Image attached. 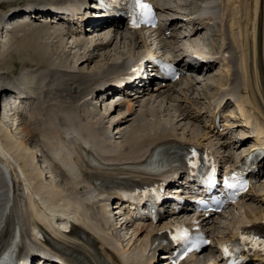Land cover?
<instances>
[{"label":"bare ground","instance_id":"6f19581e","mask_svg":"<svg viewBox=\"0 0 264 264\" xmlns=\"http://www.w3.org/2000/svg\"><path fill=\"white\" fill-rule=\"evenodd\" d=\"M17 1L20 0H0V46H2V44L4 45L6 41L9 40V35L13 32L24 31L25 33L22 39L19 40L17 38L18 41L2 54L3 63H5L7 67H9V64L12 65V60L15 58L18 62V68L10 72V70L5 67V64L0 67V92H5V90L11 86L12 80L8 78L10 75H13V73L16 74L18 70H21L22 72V70L24 71L27 68L35 67L45 68L46 70V72L42 73L38 78V84L34 86L33 91H26L23 89L26 94L29 95V98L21 103H30L28 119L25 121L26 124L30 126H26L22 130L24 134L30 137L28 143L14 138L13 132L9 128L10 125L7 124V119H4L5 115L3 114V117L2 115L0 116V142H2L9 149V151H6L8 154H5L0 149V156L4 158L3 164L7 169H9V171L13 167L9 159L20 165L19 167L21 170L19 176L23 181V193L21 196L17 194L16 197L20 198L19 204L22 205L20 208H23L24 216L23 221L21 218H18L17 222L19 224L25 222L26 229L36 227L41 234H43L42 227L38 224L40 223L44 228L49 231L51 230L54 234L63 236L59 227L65 230L66 226H64V223H62V225H55V216L64 215L67 218L72 216L75 221H79L89 232H91L90 235L85 234L88 240L92 242L96 241V239L101 241V244H99L100 253L97 250H90L87 248V245L74 242L71 239H68L65 242L64 248L71 255L76 258H80L83 264H109L108 261L117 262L116 258L104 248L105 243H110L116 253L122 256V262H117V264H128L129 261L139 264V259L142 258L140 252L141 247L143 246V240L141 242V246L133 252H129V249L127 248L120 247L109 233L104 232L93 222L87 213L85 209V200L88 199L87 195L84 200V197L81 198L78 195L77 189L75 190L76 193L69 194L66 193V191H64L58 184L53 185L52 183H48L54 187L47 184V177L44 175L45 170L41 167V164L40 167L43 170L41 168L39 169V165H37L39 161L35 157L36 152L35 150L33 151V147L31 146V138H33L34 135L32 130H38L39 126L45 127L43 132V142L45 144V148L47 149L49 156L51 155L55 160H57V162L64 168L66 174L70 175L69 180L73 182V185L77 184L78 178L76 177L77 175L73 169V163H76V160L75 162H72L71 156L73 155L76 158L79 157V154H76L72 148L74 140L81 141L90 146L95 154L101 158V160H104L103 157L100 156L101 154L109 153L116 155L115 158L117 162L129 161L133 164H137L139 163V160H141V155L145 147L155 146L157 148L164 149V147L171 145L172 142L164 141L162 138H168L171 135H168L167 130L162 129L161 133L157 136L142 137L139 136V131H137V129L131 128L132 130L127 133L128 136L125 139L126 141L124 140L126 145L127 143L131 144V148H128L127 151L119 150L120 152H118L116 151L118 148L116 149L111 145L103 143L99 139L97 130L95 129V125L100 124L99 116H95L93 110H89L88 108L77 107L71 104L69 107L64 106L61 100L65 97L61 96V92L64 91L66 93V90L60 87L59 78L57 80V78H52L50 75V72L55 70L53 68H58L59 66H53L50 64L51 62L48 63L51 59L49 58L48 60V57H50L52 51H50V45L47 41L45 42V39L51 38L58 41L61 46L64 43L62 41L63 37L70 36L67 32L76 34L73 29L76 27L79 28L78 25L64 21H58L53 24L50 22L52 19L50 14L41 13H34L32 15L27 14L31 17L29 20L17 21V18L24 17L25 14H22L24 7H27L33 2H40L42 0H27V2L21 3V6H17L4 13L3 10L7 5ZM201 1L203 0H191V4L193 5ZM184 5L188 6L189 3H185ZM225 9H229L231 14L226 20L224 27V43L219 46V50L216 51V53L220 57L222 56L221 51H227V53H230L229 55H231V57L228 58V60L224 56H222V58L225 66L227 67V73L231 74L229 80L231 78L232 80L230 82V86H226L230 90L226 91V87H224L222 92L217 96L209 98V100H213L209 108L213 109V106L219 107L225 97L232 99L236 108L235 115H233L234 118H240V124L255 130L253 134L255 137V143L257 147L264 148V0H226ZM171 10L172 8H169V11ZM187 10L189 11L190 8ZM41 20H45V22L39 27H36V25L33 24ZM5 22H11V24L9 23L11 28L6 33L2 30ZM188 24L190 26H197L198 29L191 35L182 33L181 36L176 39V42L178 43L187 40L191 45H195L199 40L203 46H210L206 42V38L211 39L213 36V33H211L213 32L211 27H209L208 24L195 19ZM105 26L106 25L98 26L95 24L92 32L93 35L102 34L106 30V28H104ZM84 34V37H88V35H86V31ZM114 36H116L117 40L120 39L119 36ZM91 39L89 42L86 41L87 45L91 42ZM123 40L124 45L128 44L125 38H123ZM93 42H91V45L94 44ZM136 45H138V43L133 41L132 46H130L131 51L136 48ZM110 46L111 45H100V47L96 48V45L93 51H95V48L99 50L103 48L106 49ZM210 50H212L211 47ZM233 51H236L238 55L237 57L234 56ZM104 57L107 56L105 55ZM81 59L82 63L80 64V67L82 66V68H87L96 61L97 57L84 55ZM213 66L214 62L208 64L204 69L194 67L193 71L199 77L206 76L212 74ZM232 67L234 68V71L231 73ZM29 76L30 75L28 74V76L23 77L26 84H30ZM49 81H51V84L54 85V87H50L51 89L48 88L47 85ZM55 82L56 84H54ZM42 87L43 92H41V94L43 96V101L49 103L57 100L58 105H56V109H53L52 106H49V104L44 108L35 106L37 104H35L34 101L39 98V93ZM165 90L167 91V88ZM162 93L168 95V98L177 94L175 90H169V92L162 91ZM182 99H184V101H188L186 103L190 104L189 106L193 110L194 114L189 113L188 110L180 111L181 109L178 107L177 110L180 114V118L182 117L183 120H186V118L189 119L193 114V119H196L199 116V107L196 103L199 101L192 99L190 103L189 99H186L185 96L182 97ZM53 107H55V105H53ZM94 108L95 107L92 109ZM126 111L129 113L114 119V121L117 122H112L114 123L113 130L117 129V134L120 136L123 134L121 125L131 121L129 120L130 115L135 114L133 107L128 106ZM183 112H185L184 114L186 115H184ZM119 114H122L121 111H119ZM19 117L20 115L13 116V120H18L17 118ZM89 118L94 119V123H82L83 119L89 120ZM237 121L239 122V120ZM63 134L67 137L68 135H72L73 139L65 142V140L62 139ZM246 135V133H241V137ZM204 136H206L205 133L203 134V137ZM51 140H54V142L51 143ZM56 144H60L62 146L61 151L63 150V152L58 150L57 152L52 151L56 149ZM53 145L54 149H50L53 148ZM114 169L121 172L125 170L126 167H114ZM132 169L141 173V169L138 167H133ZM92 170V176L99 181L108 182L114 180L112 172L101 165L92 164ZM47 173L50 174L51 179L59 178L61 181H64V179L66 180V178L61 174L54 175L51 171ZM15 185L16 190L19 191V185L17 182ZM248 207L252 206L249 205ZM5 210L6 208H0V254L5 250L9 241H11L12 232L14 230V226L16 225L12 216L13 211L14 213H18L16 210L12 211L11 209H9V212L6 213ZM77 213L81 215V220H78ZM101 215L105 226H108L111 221V214L103 213L102 211ZM252 217L254 218L253 220H256L255 218H264V216L256 214L252 215ZM72 229L78 230L76 227H72ZM92 234L95 236V239L92 237ZM141 236L142 234H140L138 238L141 239ZM149 236L150 233L146 234L145 238H148Z\"/></svg>","mask_w":264,"mask_h":264},{"label":"rangeland","instance_id":"374dc122","mask_svg":"<svg viewBox=\"0 0 264 264\" xmlns=\"http://www.w3.org/2000/svg\"><path fill=\"white\" fill-rule=\"evenodd\" d=\"M183 1L185 2V1H191V0H183ZM25 2H27V0H20L17 2L10 3L9 5H7L5 7V9L3 11H4V13H6L9 10H11L17 6H21V3H25ZM223 3H224V9H225L226 8V0ZM194 5L195 4L192 5L190 2L188 6H186V5H184V6L186 7V9H189ZM186 11L190 12L188 10H186ZM225 11H226V9H225ZM230 14H231V12H230ZM230 14L228 15V18L230 16ZM44 22H45V20H41V21L33 23V24L36 25V27H39ZM225 23H226V21H225ZM225 23H224V26H225ZM208 26L211 27V29L213 31L211 33H213V36L211 39L206 38V42L210 45L211 49H213V48L217 49V48H219V46L221 44L224 43V38H225L224 33L225 32L223 34H219V33H221V29H220V32L216 35L214 30L218 31L219 29L218 30L216 28L214 29V27H212L211 25H208ZM106 34L103 32L102 34L92 35L91 37H82V36H73V35L65 36L62 39V41L64 42L63 45H61L62 47L60 46V43H58V41H55L51 38L45 39V42L47 41L50 45V47H49L50 51H52V54L50 55V57H48V60H49V58H51L50 59L51 61L49 60L48 63L51 62L50 64H52L53 66H59L62 68L66 67L67 69L71 70V72L68 73L69 75H71V77L72 76L73 77L80 76L81 78H86V80L89 78L95 79L103 71H105L107 69H110V70L114 69L115 64L119 63L121 60L130 56V53L133 52V49H132V51L130 49L131 48L130 46H132V42L130 43V41L128 42V40H126V42L128 44L124 45L123 44L124 40L123 39L117 40L116 36H114V35L113 36L115 38V41H111V42L109 41L107 43H103L104 42L103 38L107 37ZM24 35H25L24 31L13 32L12 34L9 35L10 36L8 38L9 40H7L4 45L2 44V46H0V67H2L5 64V63H3L2 54L5 51H7L8 49H10L11 46H13L15 44V42L18 41V39L19 40L22 39V37H24ZM101 37H103V38H101ZM90 39H91V42L94 41L93 42L94 44L91 45V42H90L87 45L86 41L89 42ZM209 41H211V42H209ZM219 43H220V45H218ZM96 45H97V47H96ZM100 45H111V46L106 48V49L103 48V49L97 50L96 48L100 47ZM94 47H96L95 51H93ZM88 52H90L91 54ZM84 55L85 56L91 55L92 57L96 56L97 59L93 64H91L90 67L88 66L87 68H82V66L80 67V64L82 63L81 58L84 57ZM105 55L107 57H104ZM237 56L238 55L236 53L235 57H237ZM220 59H221V61H220ZM220 59L217 60V63L215 64V67H214L212 74L198 77L200 83H198L195 87L196 90L198 89V92L196 94L192 95L194 97L192 99L198 100L201 107L206 106V104H207L206 99L207 98L209 100V98H211L213 96H217L219 93L222 92L224 87L230 86V82H231L232 78L230 80H229V78L231 77V74L227 73V69H226L227 67L224 65L223 58L220 57ZM9 63H10V61H9ZM13 64H15V65H13ZM5 67H7L6 64H5ZM7 68L10 70V72L14 71L15 69L18 68V62L16 61L15 58L12 60V65L9 64V67H7ZM27 69H33V70L27 71ZM27 69L24 71L22 70V72L27 71L26 76H28V74H29L30 75L29 77L32 78V83L34 84V86H36L38 84V78L40 77V75L42 73L46 72L45 68L35 67V68H27ZM53 69H56V68H53ZM231 70H232L231 71V73H232L234 71V68L232 67ZM18 72H19V70H18ZM20 72H21V70H20ZM72 72H76V73H72ZM107 73H109V72H107ZM13 75H14V73H13ZM13 75H10L8 79L12 80ZM77 79H79V78H77ZM57 80H56V82H57ZM59 80H60V78H59ZM228 81H229V83H228ZM56 82L54 84H56ZM51 83H52L51 81L48 82V84H47L48 88L54 87V85ZM62 85H63V83L60 80V87L61 88L63 87ZM226 88H228V87H226ZM195 96H197V97H195ZM35 101H38V100L36 99ZM86 101H88V99H86ZM149 103L150 102L146 103V105H145V106H148L146 111H140L138 109L135 110V108H134L135 114L130 115V119H129L131 121L121 125V130L123 132L122 136L118 135L117 129H115L116 130V132L114 131L115 136H114V138L111 139L112 145L116 146V148H118L120 150H123L125 148H131V144L127 143V145H126L124 142V140L128 136L127 133H129V131L132 130L131 128L137 129V131H139V136H142V137H144V136L145 137H153L160 130V132L157 134V135H159L161 133L162 129H165V130L167 129L168 131H170V133H173V134H175V133H178L180 135L188 134L189 136L191 134H195L197 132V130H194L195 125H193L192 121L183 120L182 117L180 118V116H179L180 114L177 115L176 112L171 111L170 106L168 104H166L165 100H163V101L156 100L154 103H150V104ZM37 104L38 105H35V104L34 105L39 107L40 102ZM147 104H149V105H147ZM47 105H48V103H47ZM53 105H55V107H53ZM56 105H58L57 100L51 101L49 106H52L53 109H56ZM69 105L70 104L67 103L66 106L69 107ZM105 107H106L105 103H102V105H100V113H105ZM98 110H99V106H98ZM185 110H188L189 113H193V110L190 108V106H189V108H186ZM177 112H178V110H177ZM230 114L232 115V118H233L234 117L233 115H235V110L231 109ZM176 116H178V117L176 118ZM111 119H112L111 116L106 118V117H103V115L101 116V114L99 115V121L101 123H105L104 125L107 127V129H109V131L111 129V126L114 128V123H112V125L110 123L112 121ZM25 121L26 120L23 121L25 123V125L20 122V124H19L20 126H18L19 129L17 127L15 128V125L14 126L12 125V128L10 126L9 128H10V130H12L14 138H16L19 141L28 143V140L30 139V137L27 136L26 134H24L22 130L24 127L30 126V125L26 124ZM80 121H81V119H80ZM113 122H117V121L113 120ZM230 123H232V125L236 124V122L234 120H231ZM192 125H193V127H192ZM236 126L237 125L232 127L231 133H232L233 137H235L236 135L241 133V128L236 127ZM44 128H45L44 126H39L38 130H35V131L32 130L34 132L33 138L37 135L38 131L41 134V135H37L34 138V141L31 145L33 147V151L35 150V152H36V153L34 152L36 154L35 157L38 159V161L42 160V161H40L41 163L47 162L45 160V157H44L45 156L44 155L45 153L43 152L44 148L42 147V146H45V144L43 142V132L45 130ZM111 134H112V132H111ZM33 138H31V140ZM40 139H41V141H40ZM35 141H36V143H35ZM246 144L244 143L242 146H245ZM240 150L238 149V151H240ZM116 151H118V150H116ZM118 152H120V151H118ZM40 162H38V164H37V165H39L38 166L39 169L41 168ZM263 174H264V170H263ZM44 175L47 176L45 171H44ZM48 177L46 179V181H48L47 184L48 183H50V184L52 183L53 185L58 184L59 186H61V188L64 191H66V193H69V194L76 193L75 190L77 189V187H76L77 184H74L75 185L74 186L73 182L71 180L68 181V184L72 185V188L66 185L67 180H65V179H64V181H61L59 178L58 179L57 178L51 179L50 177L49 178ZM53 185H49V186H53ZM258 191H259L258 192L259 194L264 192V178L262 180L260 187L258 188ZM246 204H248L246 206L247 208L249 205H251L252 207L259 206V204L256 205V201H255V203H253V201L248 200V202ZM234 218H235V216L233 214L228 215V217H225L222 220V222H223L222 226L225 227V226L231 225ZM223 229H225V228H223ZM115 232H116V230L113 232L114 234H110V235L113 238L115 236H117V238L119 239V242H123V244L121 243L124 246L122 248H127L129 245V246H132V250H133V248L138 249L142 244L141 242H139L141 239L138 238L139 235H138V232H136V228L132 227V228H129L126 230H120L116 233ZM117 244L120 246V244L118 242H117ZM135 250H133V251H135Z\"/></svg>","mask_w":264,"mask_h":264},{"label":"snow or ice","instance_id":"6c2138e0","mask_svg":"<svg viewBox=\"0 0 264 264\" xmlns=\"http://www.w3.org/2000/svg\"><path fill=\"white\" fill-rule=\"evenodd\" d=\"M136 2H137L138 6L141 9L146 10V12L150 14L151 9H150V6L149 5H147L146 3H143L142 0H136Z\"/></svg>","mask_w":264,"mask_h":264}]
</instances>
